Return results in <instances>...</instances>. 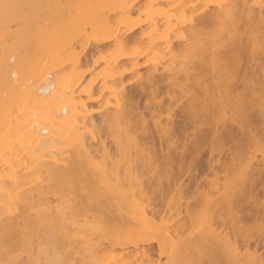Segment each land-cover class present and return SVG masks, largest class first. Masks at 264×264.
<instances>
[{"label": "bare ground", "instance_id": "6f19581e", "mask_svg": "<svg viewBox=\"0 0 264 264\" xmlns=\"http://www.w3.org/2000/svg\"><path fill=\"white\" fill-rule=\"evenodd\" d=\"M200 1L205 5L192 9L185 0L179 8L167 0H150L135 17V0H0V264H18V250L35 263L36 246L40 249L47 239L57 243L61 234L78 237L87 256L93 257L101 244L88 226L90 215L103 223L99 229L109 234L113 247L139 248L152 238L159 245L172 240L163 264H190L186 258L195 259L174 240L185 232V238L194 239L192 251L201 243L214 244L230 264H264L249 243L242 252L237 239L222 236V230L195 233L184 222L172 231L158 228L154 237L146 236L154 229V217L146 215L136 194H164L166 187L132 186L139 173L156 170V102L142 106V97L155 100L164 82L186 87L197 70L204 73L196 83L205 99L223 105L236 102L241 110L249 102L251 108L234 123L239 133L233 135L230 127L212 136L234 140L236 154L251 139H264V0ZM213 4L214 11L205 12ZM21 6L42 17L31 29L13 30L14 13ZM162 10L166 19L159 22L152 15ZM190 10L199 12L194 13L197 20L180 31L177 42L169 40L174 19ZM147 22L148 27L134 35ZM99 29L103 32L92 39L91 51L93 44L86 38ZM136 37L144 47L131 42ZM165 60L170 61L167 69ZM146 64L152 70L146 86H140L136 101L135 94L127 99L126 80ZM142 109L150 111L154 128ZM187 128L184 122L182 130ZM134 147L136 155L148 147L155 155L138 162ZM208 166L215 170L213 164ZM176 183L173 178L168 185ZM263 190L264 169L258 168L242 194ZM81 198L96 211L81 206ZM214 208L225 219L223 213L233 212L236 202L229 198ZM160 211L155 208L153 215ZM80 217L84 223L78 222ZM146 257L145 264H162ZM108 261L100 256L95 263H134L127 257ZM221 263L218 258L207 262Z\"/></svg>", "mask_w": 264, "mask_h": 264}, {"label": "rangeland", "instance_id": "374dc122", "mask_svg": "<svg viewBox=\"0 0 264 264\" xmlns=\"http://www.w3.org/2000/svg\"><path fill=\"white\" fill-rule=\"evenodd\" d=\"M149 1L135 0L132 14L135 17L140 16V10H143ZM183 1L167 0V3L174 8H179ZM185 1L189 7H193L192 9L205 5V2L200 0ZM162 2L165 4L164 1ZM215 7L216 5L214 4L210 5L205 12L208 10V12H213ZM194 13L198 14L199 12L195 11L192 13L191 11L185 15H180L177 20L174 19V25L169 29L170 32L167 35L169 40L177 42L180 37V31L185 27L191 26L197 20V18H194L197 15ZM41 17L42 13L38 11L32 13L25 6L18 7L16 13H14L12 29L15 30L18 27L21 30L31 29L40 22ZM152 17L158 19L159 22L166 19L164 10L154 13ZM147 27L148 22L138 27L134 35L139 34L141 30ZM209 30L211 32L213 28H207V31ZM71 31L72 28L69 29V32ZM89 31L91 32V30ZM102 32L103 30L99 29L98 32L93 34L88 33L86 40L93 44L90 50L95 48L94 40L92 39L99 37ZM131 42L140 44L141 47L145 46V43L139 40V37H136ZM183 60H186L185 57ZM169 63L170 61L165 60L162 64L167 69V67H170ZM178 63L179 61L175 65L181 67ZM188 63L190 62L186 60L184 65ZM173 70L176 69L173 67ZM151 71V65L146 64L141 67L137 75L128 77L125 82L128 92L127 99H130L129 96L135 94L133 97L136 98L133 99L134 101L137 100L139 95H141L139 88L141 85L146 86L148 74ZM161 71L163 69L159 72L162 73ZM198 73L199 70L194 73V79L188 83L185 82L187 88L176 87L164 82L162 83V89L156 90V101L150 100V97L147 98L145 96L141 100L142 106L147 102L152 104L156 102L155 106H153L155 108L152 110V112H156V170L142 171L139 173L138 179L132 180V186L135 188L138 184H141L147 187L156 183L157 185H163V188L166 187L164 194H159L158 192L156 194H136L137 201L144 207L146 215L154 217L152 225L154 229L147 232L146 236L152 238L158 234L155 231L158 228L172 231L180 228L182 223L187 222V225L195 233L199 232L201 234L206 229L222 230V236L230 238L231 241L234 238L237 239L242 252L246 250V243H249L250 251L253 253L256 251L257 254L264 258V190L260 191L259 194L252 192L251 194H242V192L249 190L250 180L256 169H264V139L256 142L251 139L250 143L248 142L246 147L238 154L234 150V140L220 141L215 139L212 136L215 130L224 132L231 127L234 128L233 135L239 133L234 123L236 120H240L239 117L242 116V111L248 114L251 112V108L249 107V102H245L243 104L244 109L241 110L242 106H239L236 102L223 105L215 103L208 98L205 99L206 96L202 91H199V86L196 83L197 81H202L204 73ZM123 104H128V100H125ZM144 112L150 127L154 128V121L150 111L144 110ZM184 122L188 124V128L185 131L182 130ZM260 122L263 125V116ZM254 125H251L250 128H253ZM244 127L246 128V126ZM132 151L133 159L138 162L145 156L153 157L155 155L154 150L150 147L145 152L137 150L140 152L137 155L135 154V147L132 148ZM210 164H213L215 170H217H209L208 165ZM173 178H177L178 183L169 186L168 182ZM200 180L202 181L200 182ZM229 198L234 199L236 208L233 212L228 211L229 214L224 212L223 216H225V219H220L218 210L214 206H217V203L219 205L222 204ZM79 201H82L81 206L85 205L84 207L88 209L87 211L92 209V212L96 211V206L94 205L95 207L92 208L89 204L87 205L84 198ZM89 208L91 209L89 210ZM155 208H159L161 211L153 215ZM190 219L194 222L192 226L190 225ZM89 220L88 226L94 232L95 240L101 244L99 252L97 251L93 257L87 256L88 251L79 243L78 237L69 239L61 234L59 241H57V243L59 242L58 244L54 240L47 239L44 240V244L40 249L36 246L35 256L37 261L34 260L35 263L33 261L30 262L22 250L16 251L15 256L18 257V264H96L95 262L99 260L100 256L103 260L108 259V262L114 258L121 262L124 257H127L134 261L133 264L141 262L145 264L149 263L146 254H149L154 263L158 262V260L162 264L167 261V253L173 246L172 240L162 242L163 244L159 245V242L152 238L150 242L140 244L139 248L133 245H127L124 248H120V245L113 247L108 238L109 234L99 229L103 227V223L93 218L92 215L89 216ZM78 222L84 223L83 217H80ZM186 233L180 238L175 236L174 240L183 244L182 249L187 248L189 256L195 257V259L186 258L191 259L190 264H202L200 261H205V264H207L209 260L217 258L223 262L221 264H230L226 260L225 253L223 254L214 244L208 246L201 243L198 249L192 251L191 243H193L194 239L185 238ZM238 264H241V262Z\"/></svg>", "mask_w": 264, "mask_h": 264}]
</instances>
